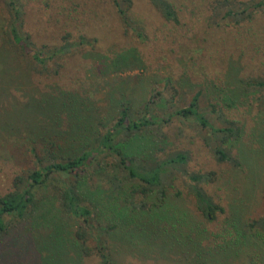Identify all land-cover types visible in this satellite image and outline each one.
I'll return each mask as SVG.
<instances>
[{
    "label": "rangeland",
    "instance_id": "1",
    "mask_svg": "<svg viewBox=\"0 0 264 264\" xmlns=\"http://www.w3.org/2000/svg\"><path fill=\"white\" fill-rule=\"evenodd\" d=\"M168 1L176 20L163 19L148 0H131L130 29L113 0H20L22 30L34 43L59 44L63 34L71 43L78 36L91 43L62 54L56 74L36 75L30 69L28 82L24 63L5 62L6 52L0 51V195L11 189L16 174L39 163L35 140L41 127H64L62 113L49 120L41 109L26 112V103L38 91L60 98L63 90L82 100L80 108L92 117L94 132L114 120L119 103L138 113L156 92L153 113L164 116L200 90L201 106L213 103L239 128L238 137L227 143L237 165L217 163L200 138L205 131L172 117L162 127L164 137L151 134L146 149L137 153L149 160L176 150L187 153L186 163L166 187L160 228L148 223L149 234L141 237L131 218L124 226L114 223L102 235L103 244L116 264H195V259L204 264H264V231L255 221L264 213V94L246 83L264 75V15L258 7H249L246 15L244 7L254 0ZM226 10L233 19L223 17ZM7 25L8 13L0 1V50L7 42ZM97 167L85 173L81 192L92 189L95 176L123 175L112 154H101ZM208 170L212 179L197 184L221 208L211 221L197 209L187 177ZM107 184L100 186L104 193L111 190ZM43 196L48 212L37 208L26 219L5 217L13 226L0 239V264H100L92 253L93 234L84 242L72 234L87 229L88 223L61 212L48 193ZM123 196L139 199L127 189L116 200ZM98 200L106 205L105 198Z\"/></svg>",
    "mask_w": 264,
    "mask_h": 264
},
{
    "label": "trees",
    "instance_id": "2",
    "mask_svg": "<svg viewBox=\"0 0 264 264\" xmlns=\"http://www.w3.org/2000/svg\"><path fill=\"white\" fill-rule=\"evenodd\" d=\"M0 1L5 5L8 13L7 31L4 34L7 42L3 50H0L6 52L4 53L6 57L2 60L11 64H15L16 60L20 64L24 63L26 82L30 69L36 75L56 74L62 67L59 60L62 54L68 53L72 46L91 43L82 36H78L76 41L71 43L66 40L67 35L63 34L62 42L59 44H36L30 38V34L22 30L20 0ZM119 1L123 2V7ZM148 1L163 19L176 20L175 10L170 1ZM113 2L125 28L133 29L129 25L131 19L127 13L131 0H113ZM249 7L260 8L264 15V0L248 3V7H244L246 15L251 12ZM232 15H234L232 11L226 10L223 17L233 19ZM240 18L234 19L235 22ZM16 53L15 59L10 58L9 54ZM9 77L12 79L11 76ZM246 83L262 89L264 94V75L249 79ZM37 94L29 98L26 112L41 109L49 120H55L57 115L62 113L65 118L64 127L53 124L49 127H41L35 140L42 156L38 159L39 163L23 173L16 174L12 178L11 189L0 195V239L13 226L12 222L6 220V216L22 220L29 218L37 208L42 212H48L49 208L44 207L47 200H44V196L40 198L42 194L48 193L56 199L61 212L88 223L87 229L82 227L72 233L74 239L78 238L84 242L93 234L95 244L92 253L97 256L100 264H116L103 244L102 235L109 228L114 227V223L124 226L126 221L132 220L131 218L134 219L133 224H135L133 229L136 228L135 230L141 233V237L148 236L146 229L148 223L154 226L152 229L158 230L160 227L157 221L162 220L158 217V213L166 196V187L171 183L174 173L181 171L188 159L187 153L179 150L162 158L153 157L152 160L137 154L138 151L146 149V142L153 136L151 134L164 137L162 127L167 125L172 117L177 118L178 121L192 122L198 129L205 131L206 135L200 138L209 147L211 157L217 163L237 165L236 159L230 155L227 143L238 137L239 128L234 120L228 119L213 103L208 101L207 105L201 106L200 90L193 91L184 104L174 107L164 116L153 113V110L155 111L153 98L156 92L144 101L138 113L132 111L127 103H119L114 120L103 130L94 132L90 127L92 117L90 118L80 108L83 107L82 100L72 98L68 95L70 93L63 90L58 93L60 98L49 91H38ZM262 104L264 105V101ZM30 150L34 152L33 147H30ZM103 153L116 157V165L123 171L122 177L118 173L104 178L101 175L95 176L96 180L94 179L89 185L92 189L87 188L88 190L84 189L81 192L80 188L87 179L85 173L91 168L96 169L99 165V157ZM211 174L212 172L208 170L187 175L190 179L189 190L194 196L196 207L210 221L216 218L215 213L221 212V208L197 182L211 180ZM125 182L128 185L126 188ZM103 183H109L107 184L111 189L109 193H104V188L100 187ZM127 189L129 194L139 198L137 202L133 197L128 199L125 196L121 201L116 200L121 193L125 194ZM84 192L90 196H86ZM102 198H105L106 205L98 200ZM102 208H106L108 212ZM117 218L120 221L117 222ZM101 221L104 222L103 225L100 224ZM255 221L262 225L264 231V213ZM43 226H46L45 223ZM125 228L130 229L128 225ZM83 253L89 254L90 251L84 249ZM195 264L204 263L195 259Z\"/></svg>",
    "mask_w": 264,
    "mask_h": 264
}]
</instances>
